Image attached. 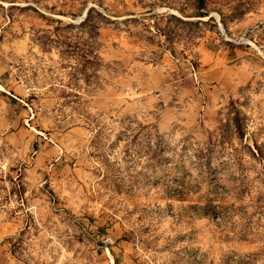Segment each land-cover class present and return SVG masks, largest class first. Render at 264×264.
Wrapping results in <instances>:
<instances>
[{"label":"rangeland","instance_id":"rangeland-1","mask_svg":"<svg viewBox=\"0 0 264 264\" xmlns=\"http://www.w3.org/2000/svg\"><path fill=\"white\" fill-rule=\"evenodd\" d=\"M0 264H264V0H0Z\"/></svg>","mask_w":264,"mask_h":264},{"label":"trees","instance_id":"trees-1","mask_svg":"<svg viewBox=\"0 0 264 264\" xmlns=\"http://www.w3.org/2000/svg\"><path fill=\"white\" fill-rule=\"evenodd\" d=\"M200 17H206V15H201ZM87 20H88V18L85 21H87ZM238 115H240V113H237V115H236L237 117L233 118V120H232L234 123V128L236 130L235 135L240 137V138H243L245 135V126L241 122L242 120L239 119ZM224 141H225V137L223 136V141L221 143H224Z\"/></svg>","mask_w":264,"mask_h":264},{"label":"built area","instance_id":"built-area-1","mask_svg":"<svg viewBox=\"0 0 264 264\" xmlns=\"http://www.w3.org/2000/svg\"><path fill=\"white\" fill-rule=\"evenodd\" d=\"M218 28H219V31H220L221 35H223V36H225L227 38V32H226L225 28L223 27V25L220 22H219Z\"/></svg>","mask_w":264,"mask_h":264},{"label":"crops","instance_id":"crops-1","mask_svg":"<svg viewBox=\"0 0 264 264\" xmlns=\"http://www.w3.org/2000/svg\"><path fill=\"white\" fill-rule=\"evenodd\" d=\"M200 1H201V0H199V2H200ZM203 10H204V9L202 8L201 11H203ZM197 18H201V19H202L203 17L198 16Z\"/></svg>","mask_w":264,"mask_h":264}]
</instances>
